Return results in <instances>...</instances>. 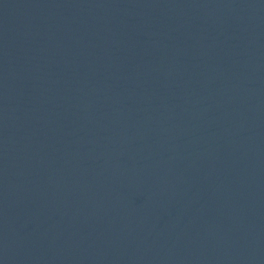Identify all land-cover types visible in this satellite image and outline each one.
I'll return each instance as SVG.
<instances>
[{"label":"water","instance_id":"obj_1","mask_svg":"<svg viewBox=\"0 0 264 264\" xmlns=\"http://www.w3.org/2000/svg\"><path fill=\"white\" fill-rule=\"evenodd\" d=\"M0 264H264V0H13Z\"/></svg>","mask_w":264,"mask_h":264}]
</instances>
